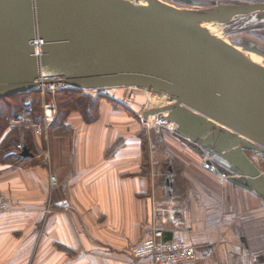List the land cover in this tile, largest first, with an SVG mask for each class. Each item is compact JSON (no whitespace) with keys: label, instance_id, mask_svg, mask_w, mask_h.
<instances>
[{"label":"water","instance_id":"95a60500","mask_svg":"<svg viewBox=\"0 0 264 264\" xmlns=\"http://www.w3.org/2000/svg\"><path fill=\"white\" fill-rule=\"evenodd\" d=\"M138 1L149 7L135 5ZM210 6L182 10L158 0H0V98L53 85L162 93L173 102L144 111V119L168 112L180 132L214 145L225 160L221 163L264 198V173L242 152L264 153V66L184 19L223 23L264 13V2ZM35 33L44 40L39 60L30 45ZM207 118L232 134L207 136ZM240 142L241 149L230 150ZM27 156L32 154L23 147L18 158Z\"/></svg>","mask_w":264,"mask_h":264},{"label":"crops","instance_id":"0c3cea01","mask_svg":"<svg viewBox=\"0 0 264 264\" xmlns=\"http://www.w3.org/2000/svg\"><path fill=\"white\" fill-rule=\"evenodd\" d=\"M254 14L248 18L263 28L264 13ZM250 42L244 45L256 44ZM93 115L86 121L73 110L62 125H51L46 137L30 129V142L22 138L20 144L32 156L14 163L0 159V191L9 199V210L0 214V264L136 260L130 247L142 238L152 201L173 197L176 187L150 185L154 177L146 169L134 115L104 100L94 102ZM50 173L58 181L51 194ZM221 176L227 187H207L198 180L179 187L188 196L187 208L180 226L166 230L165 238L180 236L200 264H264V198L235 174Z\"/></svg>","mask_w":264,"mask_h":264},{"label":"rangeland","instance_id":"374dc122","mask_svg":"<svg viewBox=\"0 0 264 264\" xmlns=\"http://www.w3.org/2000/svg\"><path fill=\"white\" fill-rule=\"evenodd\" d=\"M158 1L182 10H202V7L215 4L218 0H210L211 2L208 1L204 4L200 1L207 0ZM194 1L199 2L196 3ZM134 4H137V6L146 5L143 1L134 2ZM253 15L255 14L253 13ZM248 17V15L238 16L235 19L223 23H213L207 20H202L198 27L205 30L208 34L222 40L238 53L242 54L247 59L249 58L248 60L264 66V27L258 28L255 26L258 22H252ZM250 41L256 44L244 45L248 44L247 42L251 43ZM62 89L63 88L60 87L45 90L46 92L44 93V96L40 95V92H38L37 95H40V99L38 97L35 104L40 106L43 102L54 100L55 93L57 91H62ZM85 94V96H88L91 99H96L98 101L104 100L118 109L129 112L130 115H134L138 119L141 130L139 136L142 137V140L144 139L146 148L144 152L146 169H148L150 175H153L154 177V181L150 182V185L153 187H165V185L168 184L169 187H176L174 188V191L176 190L173 195L174 201H185L187 205L188 196L184 189L179 187H192L197 180L201 184H206L207 187H227V182L221 176V173L234 175V172L221 163L225 162V160H222L223 158L221 159L219 152L214 149V145L204 144L201 141L202 137H190L180 132L177 124L168 117V112L155 113L152 115L151 119H144V111L171 104L173 100L169 97L148 92L141 88L117 89L115 93L116 95L113 96L114 98L106 95H97L95 93ZM128 94L133 95V100H126ZM0 109L4 110L3 107H0ZM12 118L13 116L9 117L8 120L10 127H20L24 130H27L28 127L31 129L28 123L13 124L11 122ZM33 120L34 115L32 117V121ZM143 122L147 123V125L143 126ZM25 124L27 126H25ZM49 128L44 130L40 135L37 134V136L46 137ZM207 133V136L212 135L209 130ZM229 134H232V131ZM239 145L241 149L242 144L239 143ZM14 147L16 148L17 146ZM235 147L232 148V151L237 150ZM12 149L13 148L7 149L6 151ZM242 152H244L257 168L264 173V153L248 148H242ZM210 165L215 167V171L209 169ZM50 174L55 175L53 173ZM207 177L209 179H206ZM237 179L246 184L243 178L238 177ZM56 182L58 183V181ZM55 187H57V184ZM53 189L50 190V187H48L50 194ZM157 199L160 201H166L165 197ZM47 208L51 212L50 205ZM174 228L176 229V227Z\"/></svg>","mask_w":264,"mask_h":264},{"label":"built area","instance_id":"2783aa9c","mask_svg":"<svg viewBox=\"0 0 264 264\" xmlns=\"http://www.w3.org/2000/svg\"><path fill=\"white\" fill-rule=\"evenodd\" d=\"M44 40L35 33L30 40L33 55L39 60L42 55ZM55 89V86L39 87L41 95L45 89ZM117 88L95 89L85 93H95L97 95H106L114 98ZM129 96V97H128ZM128 101L133 100V95L128 94ZM33 105L26 101L22 104L19 112L12 118L13 124L28 123L34 134L40 135L49 128L54 122L57 107L54 100L42 103L41 121H32ZM29 121V122H28ZM147 123L143 122V126ZM21 149V145H17ZM49 174L48 187L50 190L55 188L57 179L55 175ZM166 201L154 199L151 204V219L145 223L142 238L131 247V253L136 259L133 264H141L140 259L149 258L150 264H199V259L189 245H187L180 236L165 238V231L174 227L178 228L181 223V215L186 209L185 201H174L173 197L166 198ZM9 210V199L0 191V214ZM46 212H50L48 208Z\"/></svg>","mask_w":264,"mask_h":264},{"label":"trees","instance_id":"16d2710c","mask_svg":"<svg viewBox=\"0 0 264 264\" xmlns=\"http://www.w3.org/2000/svg\"><path fill=\"white\" fill-rule=\"evenodd\" d=\"M37 94L38 91L33 90L24 94H16L0 98V107L4 108V110L0 109V159L3 157L9 158L6 160H12L11 163L20 160V158H18L19 152L17 147L15 148L14 146L20 144V139L22 138H25L27 142H30L29 138L31 136V130L28 127L27 130L15 126L10 127L8 120L9 117H14L18 113L24 102L29 101L33 105L34 120L36 122L41 121V104L40 106L35 104L36 99L38 97L40 99V95ZM85 95L86 94L80 93L79 91H57L54 95L57 115L53 124L62 125V122L65 120L67 115L73 110L82 114L86 121L94 120L97 117L96 115H93L94 102L96 103L98 100L91 99ZM142 141V151L144 154L146 148L144 139ZM22 147L28 148L24 143L22 144ZM11 148L13 149L6 151Z\"/></svg>","mask_w":264,"mask_h":264},{"label":"bare ground","instance_id":"6f19581e","mask_svg":"<svg viewBox=\"0 0 264 264\" xmlns=\"http://www.w3.org/2000/svg\"><path fill=\"white\" fill-rule=\"evenodd\" d=\"M139 7H149V6L148 5H140ZM184 19L190 21L191 23H193L196 26H199V24L202 22V20H189L186 17H184ZM133 88H135V87H133ZM160 95H163L164 96V94H162V93H160ZM170 99L172 100V98H170ZM151 118H152V115L148 117V119H151ZM206 123L208 124V130H209L210 133H213V132L217 131L218 133L229 134L231 132V130H229L228 128H226L222 124L217 123V121H215V120H212V119L207 118ZM209 124H210V126H209ZM239 138L240 139H243L242 136H239ZM240 144H242V143L240 142ZM238 147L236 146L235 148L238 150V149H240V145H238ZM230 150H232V149H230Z\"/></svg>","mask_w":264,"mask_h":264},{"label":"flooded vegetation","instance_id":"af4514ba","mask_svg":"<svg viewBox=\"0 0 264 264\" xmlns=\"http://www.w3.org/2000/svg\"><path fill=\"white\" fill-rule=\"evenodd\" d=\"M208 1H210V0H207V1H200V2L204 4V3L208 2ZM218 1H219V2L224 1V2L227 3V4H231V3H228V2H227L228 0H218ZM242 1H243V2H246V3H243V4H250V3H252V2H249V3H248L247 0H242ZM194 2L197 3V2H199V1H194ZM210 2H211V1H210Z\"/></svg>","mask_w":264,"mask_h":264}]
</instances>
